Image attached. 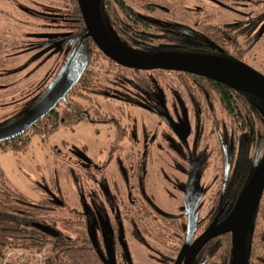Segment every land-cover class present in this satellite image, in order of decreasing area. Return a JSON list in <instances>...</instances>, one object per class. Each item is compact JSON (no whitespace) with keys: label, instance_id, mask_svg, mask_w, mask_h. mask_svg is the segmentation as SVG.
I'll use <instances>...</instances> for the list:
<instances>
[{"label":"flooded vegetation","instance_id":"af4514ba","mask_svg":"<svg viewBox=\"0 0 264 264\" xmlns=\"http://www.w3.org/2000/svg\"><path fill=\"white\" fill-rule=\"evenodd\" d=\"M142 3L146 6L144 0H141ZM119 7L122 10L129 8L130 11L123 1ZM182 10V13L192 14L195 27H172L171 32L177 37L168 44L154 49L137 47L138 50L117 42L138 53L175 52L232 60L264 75V67L257 68L249 62L252 50L264 43V0H197L195 11L186 5ZM59 12L43 15L51 20L49 17H57ZM31 14L38 13L33 11ZM55 19L51 23L56 24ZM56 25L60 28L59 24ZM11 33H8L7 40L13 38V41L5 45L7 50L14 51L7 54V58L20 59L21 55L33 51L29 62L33 64L42 58L44 51L66 49L72 32L60 33L59 36L52 34V39L42 45L26 42L28 38L25 32L15 34V37L9 36ZM44 47L48 50H44ZM68 48L70 54L63 66L76 50L72 43ZM115 65L121 72L125 70L140 74L139 78H120L113 87H102L90 80L91 86L95 87L92 90H99L102 94L94 92L85 99L75 100L82 105V101H92L94 97L108 104L114 100L133 111L137 110L143 116L141 120L145 129L133 130L129 124H125L130 119L128 116L118 119L104 113L96 105H83L90 109L89 113L85 112V119L73 127H60L53 135H57L61 129H68L73 135L75 127L83 122L97 126L94 138L80 155L69 156L65 148L60 149L57 144L54 146V163L57 160L68 163V183L77 194L80 206H76L75 201L65 200L61 180L52 171V187L45 188L40 204L31 203L34 211L44 214L38 221L40 224L37 223L38 216L25 211L24 218H21L24 227L36 234L32 237L37 238V243H86L97 250L93 243H111L117 235L119 245L114 244L112 248L120 252L123 264H155L157 257L172 264H231L232 244L230 256L229 248L224 244L229 243L228 237L232 243L230 233L206 242L203 238L229 217L245 187L235 196L233 185L237 169L249 164L256 171L264 162V101L220 81L172 71L167 72L179 74L182 80H179L176 88H167L166 97L164 92V100L161 101L157 98L162 91L161 86L154 75L164 70L142 71ZM27 67L28 63L18 70L21 68L24 71ZM64 70L58 72L61 73L57 81ZM69 78L72 80L71 73ZM43 92L44 85L37 92L36 101ZM181 94H185V102ZM62 100L54 109L61 105ZM35 102L25 113L33 108ZM97 110L114 122H98L101 117L97 115ZM218 113L231 119L235 129H231ZM209 119H212L211 124L206 121ZM238 124H242L241 129H238ZM235 130H240L241 134H236ZM102 141L104 145L99 146ZM156 164L163 173L159 171L160 176L156 177L154 194L149 188L148 169ZM77 166L81 168L75 169ZM160 185L174 199L181 201L178 208L174 207L176 213H164L152 202V197H161L157 188ZM24 205L30 206L29 202ZM60 211L72 217L64 218L62 223L74 227L77 230L75 234L67 235L66 231L57 227L58 222L46 218V214ZM31 227H37V231ZM256 241L264 243V193L247 238L248 264H264V257L258 258L254 254L253 244ZM198 243L205 244L198 247ZM111 245L105 244L104 249ZM153 250L159 254L153 253L150 257L149 253ZM98 252L104 264H110V259L115 264H122L112 256L107 259L100 250ZM133 253H136L135 259Z\"/></svg>","mask_w":264,"mask_h":264},{"label":"rangeland","instance_id":"374dc122","mask_svg":"<svg viewBox=\"0 0 264 264\" xmlns=\"http://www.w3.org/2000/svg\"><path fill=\"white\" fill-rule=\"evenodd\" d=\"M65 1L0 0V127H5L7 124H11V122L13 123L15 119L21 117L30 108L37 99V92L41 90L43 85L45 89V86L62 70L63 63L70 54L69 48L48 50L44 47L43 49L48 51H44L42 58L36 63H29L33 51L21 55L20 59H8L6 55L13 54L14 51L7 50L6 48L5 43H12L13 41V38L7 40L8 33L12 32L9 36L15 37L18 33L25 32L28 38L26 42H37L40 45L51 40L52 34H58L59 36L60 33H68V29L64 26L58 28L56 24L49 22L48 19L31 14L33 11L39 14L59 12L65 7ZM108 1L112 15L110 32L114 34L113 36L117 40L128 45L129 48H158L161 45L168 44L172 38L177 37L171 32L172 27H195V24L191 20L192 14L182 13L181 11H183V5L193 8L195 11L197 0H144L146 6L143 3L141 4V0H137L138 2H135V0H120L130 7V11L128 10L129 8L122 10L115 0ZM178 37L181 38V36ZM89 50H93V46L89 47ZM139 53L144 52L139 51ZM105 57V55L99 54L98 57L94 56L91 59L89 71L92 73V77L90 79L95 81L96 85L113 87L117 84L118 80L139 78L140 74L138 73L125 70L119 71V67H116L115 62ZM249 62L257 68L264 67V43L252 50ZM26 63H28L27 69L21 71V68ZM84 66L85 63L80 66L79 71ZM19 67L21 68L18 70ZM30 73L33 74L29 76ZM120 73H122L121 79L119 77ZM154 77L159 81L161 86L162 91L157 95V98L161 101L164 100V92L167 88H176L179 80H182L179 74L168 73L167 71H157ZM7 85H10V87H7ZM181 96L185 102V94H181ZM110 101L111 103L108 104L104 100L94 97L92 101L84 100L82 103L86 107L96 105L104 113L115 116L118 119H121L124 115L128 116L130 119H127V123L124 121L125 124H129L133 130L139 128L145 129V124L141 120L143 116L139 115L137 110L133 111L126 105L116 103L114 100ZM218 115L221 119L227 121V125L231 129H235L234 122L231 119L225 118L221 113H218ZM211 120L206 121H209V124H211ZM256 123H258L259 127V121ZM237 127L241 129L242 124H238ZM95 129H97V126L83 122L75 127L73 135L70 134L68 129H61L57 135L49 139L36 135L31 138L27 150L23 152H15L10 148L0 147V201L5 199L8 202L9 212L13 215H18L17 209H21L22 213L19 215L21 218H24V212L30 211L35 217L38 216L37 223L40 224L38 221L42 219L44 214L34 211L35 209L32 208L34 206L31 203L40 204V198L43 197L42 193L45 188L50 189L52 187L53 184L50 183L53 178L52 171L61 180V183L60 181L59 183L62 194L66 197L65 200L75 201L76 206H80L77 194L68 183V163H62L59 160L54 163V146L57 144L60 149L65 148V152L69 156L80 155L83 151L85 152V146H88L91 139L94 138L96 134ZM235 132L236 134H241L240 130H235ZM103 145L104 141L99 142V146ZM254 151L252 155H254ZM215 152H217V149ZM80 168L81 166H77L75 169L79 170ZM159 171L163 173L162 169H159L158 164L148 169L149 188L154 194H156L154 183H156V177L160 176ZM166 179L170 181L168 178ZM157 188L161 197L158 199L152 197L154 205L164 213L170 215L176 213L174 207L178 208L181 201L174 199L166 189L161 188V185L160 187L157 186ZM25 202H29L30 206H25ZM161 208H166V210L163 211ZM46 218L53 220L54 223L58 222L59 225L57 227L60 230L66 231L67 235L77 232L74 227L70 228L71 226L63 225L64 218H72L65 211L46 214ZM105 224L108 225V223ZM31 228L34 229L33 227ZM34 230L37 231V227ZM33 243L36 242L28 241L24 237L21 242L16 243V246H9L3 252V255L0 256V264H44V259L49 254L48 247L38 249L37 244ZM93 244L107 259L109 256H112L119 263L123 264L122 255H119L120 252L112 248L114 244L119 245L117 235L112 238L111 243ZM105 244L112 245L110 248L104 249ZM253 245L254 254L258 258L264 257V243L256 241ZM133 248L135 249L136 247ZM153 253L155 255L159 254L153 250L149 253V256L152 257ZM135 255L136 253H133V259H135ZM157 258L155 259V264H172L169 260Z\"/></svg>","mask_w":264,"mask_h":264},{"label":"water","instance_id":"95a60500","mask_svg":"<svg viewBox=\"0 0 264 264\" xmlns=\"http://www.w3.org/2000/svg\"><path fill=\"white\" fill-rule=\"evenodd\" d=\"M90 37L96 47L110 60L126 68L142 71L164 70L207 77L236 90L249 93L264 101V75L239 62L211 56L186 53L145 54L119 44L109 33L101 16L102 0H78ZM77 46L60 79L48 93L27 113L10 125L0 128V143L12 140L49 115L73 86L70 80L71 64L80 49ZM264 193V162L244 187L229 217L205 234L206 242L213 237L230 233L232 236L231 264H248L246 243L261 197ZM205 243H198L202 247ZM110 264H115L110 259Z\"/></svg>","mask_w":264,"mask_h":264},{"label":"trees","instance_id":"16d2710c","mask_svg":"<svg viewBox=\"0 0 264 264\" xmlns=\"http://www.w3.org/2000/svg\"><path fill=\"white\" fill-rule=\"evenodd\" d=\"M118 5L121 6L122 1L115 0ZM65 7L60 10L59 16L49 17L51 20L59 24L60 27H64L71 31L69 43L65 48L71 46L75 49L82 41L81 48L75 57L72 67H71V79L73 86L70 92L64 97L61 105L54 109L49 115L38 121L30 130L24 134L15 137L12 140H8L0 143V147L10 148L15 152L26 151L33 136H41L44 139L51 138L60 127H73L77 125L80 121L85 119V112H90V109H86L81 103L75 100V98H87L88 94L101 95L102 93L98 91H93L92 89V79H90L91 74L89 71V66L91 59L99 54L103 55L102 52L94 45L92 39L87 37L88 31L79 7L78 0H66L64 2ZM110 3L108 0H102L101 4V16L106 26L107 30L111 36L117 40L110 32L111 30V19L112 15L109 9ZM36 16H42L46 18L43 14H37ZM93 46V50H89V47ZM99 51V52H97ZM167 53V52H166ZM72 55V54H71ZM70 55V57H71ZM106 58V57H105ZM67 63V62H66ZM64 64L61 72L64 70ZM85 63V66L79 71L81 65ZM60 72V73H61ZM60 73L48 84V87L44 89L43 94L35 102L37 104L50 90L52 85L57 81ZM121 78V77H120ZM91 80V81H90ZM191 86V85H190ZM34 104V105H35ZM33 105V106H34ZM32 106V107H33ZM61 109V111H59ZM97 115L101 117L98 122L102 124H111L114 121L109 119L106 115L101 114V111H96ZM16 120V119H15ZM14 120V121H15ZM12 123V122H11ZM9 125V124H7ZM4 127V126H2ZM0 127V128H2ZM255 171V168H251L249 164H244L242 167L237 169L236 180L234 186V194L237 196L244 186L249 181L250 175ZM225 190V189H224ZM8 202L4 199L0 201V256L9 246H16V243L21 242L24 237L26 240L31 242H36L37 238L31 231L26 230L23 225V221L19 214L22 213L21 209H17L18 215H13L9 212ZM229 243H224L225 246L229 248L228 255L230 256V237H228ZM37 244L38 249H44L48 247L49 254L45 257L44 264H104L103 257L99 254L96 248L88 247L86 243H33ZM12 264V263H6Z\"/></svg>","mask_w":264,"mask_h":264}]
</instances>
